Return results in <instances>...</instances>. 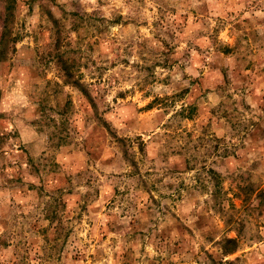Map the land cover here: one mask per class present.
Masks as SVG:
<instances>
[{
  "label": "rangeland",
  "instance_id": "1",
  "mask_svg": "<svg viewBox=\"0 0 264 264\" xmlns=\"http://www.w3.org/2000/svg\"><path fill=\"white\" fill-rule=\"evenodd\" d=\"M0 264H264V0H0Z\"/></svg>",
  "mask_w": 264,
  "mask_h": 264
},
{
  "label": "trees",
  "instance_id": "2",
  "mask_svg": "<svg viewBox=\"0 0 264 264\" xmlns=\"http://www.w3.org/2000/svg\"><path fill=\"white\" fill-rule=\"evenodd\" d=\"M235 240L234 239H230V240H226V243H233V244H235ZM236 251V249H230V250H228V252H226V254H232V253H234Z\"/></svg>",
  "mask_w": 264,
  "mask_h": 264
}]
</instances>
